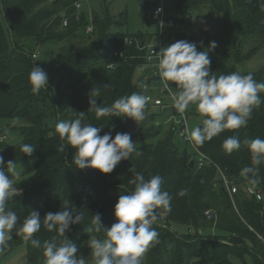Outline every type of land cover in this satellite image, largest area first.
I'll return each instance as SVG.
<instances>
[{
	"label": "trees",
	"instance_id": "obj_1",
	"mask_svg": "<svg viewBox=\"0 0 264 264\" xmlns=\"http://www.w3.org/2000/svg\"><path fill=\"white\" fill-rule=\"evenodd\" d=\"M76 1L0 0V119L25 121L14 128L21 135L18 143L0 141L6 175H11L6 170L8 161L16 165L32 158L19 174L20 180L14 185L18 194L7 202V208L17 214L20 223L31 210L39 211L43 221L46 213L64 210L65 204L69 209L83 212L82 224L73 225L66 232L68 239L77 245L80 256L86 240L105 238L103 231L89 234L84 231L91 226L92 215L100 213L107 227L116 222L114 210L119 197L135 187L130 183L134 178L133 168L146 179L161 175L162 191L173 197L171 211L164 212L169 228L158 221L153 225L159 234L158 242H153L145 252L142 264H234L232 254H250L255 264H264V240L260 237L264 236V200L258 201L244 190L250 184L264 195V164L256 174L258 182L252 184L240 175L241 169L251 165L247 147L242 143L241 148L230 155L222 149L223 141L233 135H238L241 142L256 137L264 139V92L259 93L261 103L253 108L247 127L225 130L206 141L199 149L212 163L203 167L195 164V168H191V160H196L195 152L189 150L187 144L182 148L177 143L179 135L175 124L163 138L154 141L158 126L154 120L157 115L150 113L151 106L145 108L146 118L140 122L144 131L135 128L128 131V122L134 121L132 118L97 119L94 112L88 111L92 91L88 73L99 64L104 66L105 95L97 101L101 107L110 106L124 95L143 94L141 85L145 74L137 76V73L146 63L150 38L145 34L133 36L114 30L115 19L109 13L95 14L90 19L85 11L76 8ZM174 6L180 16L171 23L187 27L186 32L172 35L176 41L195 42L198 51L215 41L216 48L209 53L211 72L217 76L251 73L258 83L264 82V68L256 71L239 68L264 47V0H174ZM204 8L214 15L219 27L216 34L197 30L193 23L195 16H204ZM65 19L67 25H64ZM91 24L94 30L87 33ZM76 37L80 38V43H67ZM28 39L38 44H63L54 58L55 67L61 70L56 94L47 85L39 95L32 94L29 73L36 65L31 57L33 52L27 49ZM115 52L119 56H115ZM152 81L150 77L149 82ZM169 84L177 91L174 82ZM186 111L188 115L196 113L194 105ZM80 112H84L82 123L101 128L100 135L111 132L114 138L117 132L130 133L141 154L133 153L111 173L77 168L72 163L75 149L71 145H65L64 151L58 150L66 141L59 138L55 125L61 120L80 117ZM20 142L34 147L31 156L21 152ZM219 170L242 186L234 199L224 188ZM181 190L185 195L178 194ZM208 211L210 214L206 213ZM173 223L185 225L187 232L173 230ZM34 235L43 243L57 234L47 231L42 224ZM20 244L27 245L28 264H44L42 247L34 248L15 234L6 245L13 248Z\"/></svg>",
	"mask_w": 264,
	"mask_h": 264
},
{
	"label": "clouds",
	"instance_id": "obj_2",
	"mask_svg": "<svg viewBox=\"0 0 264 264\" xmlns=\"http://www.w3.org/2000/svg\"><path fill=\"white\" fill-rule=\"evenodd\" d=\"M160 11L162 9H157ZM160 26L163 27V22ZM215 48V41L203 51H198L195 42L178 40L158 53L153 52L158 60L156 68L160 82L169 89L174 110L183 116L190 105H195L196 112L203 117L191 130L185 120L182 135L194 148L203 146L225 130L247 127L253 108L261 103L259 93L264 92V82L258 83L251 73L233 72L217 76L211 72L209 53ZM147 59L151 61L152 56ZM170 82L175 83L177 92H171ZM29 83L32 94L39 95L41 89L49 86L47 73L41 67L33 66ZM141 87L144 92L148 91L146 84ZM96 97H99V89L91 92L88 111L94 112L97 119L118 116L132 118L140 125L146 118L145 108L150 99L147 95L134 92L103 107L97 103ZM83 116L84 112H80V117L61 120L55 125L59 138L66 141L58 150L64 151L65 145H71L75 149L72 163L77 168H95L102 173H111L119 162L130 159L133 153L141 154L130 133L117 132L114 138L111 132L100 135L101 128L82 123ZM242 143L249 150L251 165L241 169L240 175L256 184V174L264 164V139L256 137L241 142L238 135H233L223 141L222 149L230 155L239 150ZM19 147L29 156L34 151V147L27 143L20 142ZM6 170L11 175H6L4 157L0 155V248L6 246L15 234L34 248L42 247L44 264H142L145 252L153 242H158L159 234L153 225L164 212L171 211L173 197L162 191L163 177L156 174L146 179L132 168L134 178L130 183L135 187L119 197L114 210L116 222L107 227L102 223L101 214L97 213L92 215L91 226L84 230L88 234L105 233L103 239L87 241L91 254L89 259H85L77 255V245L66 236L71 226L82 224L83 212L69 209L65 204L64 210L46 213L43 221L39 211L31 210L22 223L18 222L17 214L7 208V202L18 194L14 187V179L18 175L15 162L8 161ZM178 194L185 195V191ZM42 224L47 231L57 234L43 243L34 235Z\"/></svg>",
	"mask_w": 264,
	"mask_h": 264
},
{
	"label": "rangeland",
	"instance_id": "obj_3",
	"mask_svg": "<svg viewBox=\"0 0 264 264\" xmlns=\"http://www.w3.org/2000/svg\"><path fill=\"white\" fill-rule=\"evenodd\" d=\"M158 5H163L165 10L164 18L166 21L163 27L160 26V18L154 14V9ZM82 10L85 11L87 17L90 19H92L95 14L101 16L107 13L111 14L115 19V25L113 26L114 30L133 36L145 34L150 38L149 45L157 44L160 38H162L163 46L166 47L176 42L172 35L187 31L185 25L177 22L171 23L173 19L180 16L174 6V0H83ZM203 14V17L195 16L193 19V23L197 30L204 29L216 34L219 27L218 24L214 22V15H212L208 8H204ZM78 42L80 43V38L76 37L67 43L73 45ZM26 43L27 49L37 55L36 59H34L35 65L41 67L47 73L49 87L53 90L54 94H56L61 79V70L55 67L54 58L58 54L60 46L63 44L54 42L38 44L33 39H28ZM239 68L243 71H256L264 68V47L249 60L240 64ZM88 83L92 91L94 89H99V97L95 98L97 101L104 97L103 65L99 64L89 70ZM166 102L169 104L171 99L166 97ZM150 113H155L157 115L154 120L157 122L158 135L154 138V141L163 138L172 125L175 124L178 128L181 127V124L178 123V118L174 115L172 107L169 105L164 109L158 106H151ZM202 119L203 118L199 116L197 112L190 113L188 115L190 130L197 126ZM23 124H25V121L21 118L0 119V137L9 144L18 143L21 140V135L14 128ZM139 126L140 125L135 121H129L128 131H132L134 128L136 131H144V128ZM177 143L182 148L187 144L189 150H193L192 145L180 137ZM31 161L32 158H29L15 165L16 172L18 173L14 179L15 184L20 180L19 174L31 163ZM172 229L179 233H185L188 230L185 225L180 223H173ZM88 240L83 243L79 252V255L83 256L85 259H89L91 254V249L87 243ZM27 256L28 249L26 244H20L13 248L6 245L0 248V264H28ZM231 260L234 264H255L250 254H245L244 256L232 254Z\"/></svg>",
	"mask_w": 264,
	"mask_h": 264
},
{
	"label": "built area",
	"instance_id": "obj_4",
	"mask_svg": "<svg viewBox=\"0 0 264 264\" xmlns=\"http://www.w3.org/2000/svg\"><path fill=\"white\" fill-rule=\"evenodd\" d=\"M82 3L83 0H77L75 3L76 8L80 11L82 9ZM157 9H162V11L157 12ZM164 7L163 5H158L155 9H154V14L157 15L161 22H163V25L165 23V18H164ZM68 24V20L65 19L64 21V25ZM173 25V24H171ZM94 30V26L91 24L90 26L87 27L86 32L87 33H92ZM163 35V33H162ZM145 42V41H144ZM162 48H164L163 46V40L162 38H160V41L155 44V45H149L147 46L148 52L146 54V63L142 66H140L138 68V73L137 76H140L142 74H145V81L144 84H146L148 86V91L144 92V95H147L150 97L148 104L146 105V107H150V106H158L161 108H166L167 105L172 106V101L168 104L165 103V99L166 97L170 98V92L169 89H165L163 84L160 82V78L158 75V70L156 68V65L158 64V60L156 59V57L153 55V52L158 53ZM115 56H119L118 52L114 53ZM36 54L33 53L31 55V57L34 59H36ZM152 56V60L149 61L147 59V57ZM113 66V65H111ZM146 70H149L148 72H146ZM153 78L152 82H149V78ZM169 88L171 89L172 93H175V91L171 88L170 84H169ZM171 99V98H170ZM177 118H178V123L181 124V127L178 128V135L180 138L184 139L187 143L188 140L185 138L184 135H182V133L184 132L185 129V120L187 121V126L188 129L189 128V121H188V113L187 111L184 113L183 116H181L180 114L176 113L174 114ZM174 116V117H175ZM175 117V118H176ZM3 139L0 137V141H2ZM190 144V143H189ZM192 145V144H190ZM193 148V151L195 152L196 155V160H195V164H198L199 167H203L206 164H210L212 163V160L204 153L202 152L199 147L198 148ZM220 176H221V180L223 182V186L224 188L229 192L230 196L234 199V195L237 194L240 189H241V185L238 184L236 181H234V179L230 178L229 176H227L224 172H222L221 170H219ZM245 192L247 193V195L249 196H255L257 198L258 201H263L264 200V195L263 193L255 188L252 185H246L244 187ZM207 214H210V212H206ZM158 222L165 228H169L167 222H166V215L165 213H163V215L158 219ZM260 237L264 240V236L260 235Z\"/></svg>",
	"mask_w": 264,
	"mask_h": 264
},
{
	"label": "water",
	"instance_id": "obj_5",
	"mask_svg": "<svg viewBox=\"0 0 264 264\" xmlns=\"http://www.w3.org/2000/svg\"><path fill=\"white\" fill-rule=\"evenodd\" d=\"M143 45H144V42H143ZM149 70H146V72H148ZM173 113L174 114H176L177 112L174 110V108H173ZM202 127V126H201ZM190 167L191 168H195V160L193 159V160H191V162H190Z\"/></svg>",
	"mask_w": 264,
	"mask_h": 264
}]
</instances>
